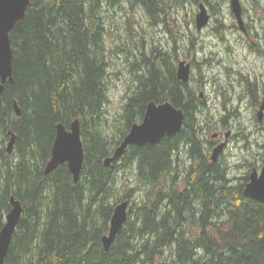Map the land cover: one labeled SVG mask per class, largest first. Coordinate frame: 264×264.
Masks as SVG:
<instances>
[{"label": "trees", "instance_id": "obj_1", "mask_svg": "<svg viewBox=\"0 0 264 264\" xmlns=\"http://www.w3.org/2000/svg\"><path fill=\"white\" fill-rule=\"evenodd\" d=\"M212 1L36 0L28 7L10 32L13 83L0 102V230L10 198L23 207L5 264H264V204L245 196L248 175L232 184L227 163L207 162L195 122L203 100L157 49L131 64L146 70L134 74L139 85L124 104V129L116 133L108 118L105 7L138 6L152 24L166 25L174 8ZM152 101L181 109L182 131L128 147L106 166ZM77 119L85 157L76 184L67 165L49 175L45 168L57 125ZM9 131L17 137L12 154ZM182 156L192 163L180 176ZM133 168L136 185L124 179L121 190L119 173ZM124 200L131 202L128 221L106 251L102 238Z\"/></svg>", "mask_w": 264, "mask_h": 264}, {"label": "rangeland", "instance_id": "obj_2", "mask_svg": "<svg viewBox=\"0 0 264 264\" xmlns=\"http://www.w3.org/2000/svg\"><path fill=\"white\" fill-rule=\"evenodd\" d=\"M212 2L215 8V11L212 12L214 15H212L210 24L202 31H197L194 23L195 16L198 13L197 5L187 4L184 8H174L171 16L172 21L169 19L166 25L160 23L152 24V21L138 6L131 9L128 4H125L124 9H116V11L110 9V12L105 7V12L107 11L105 13L107 28L105 42L110 63L108 72L110 102L107 109L110 122L116 126V133L124 129V104L139 85V79H136L135 76L136 71L140 69L146 70L145 64L141 68L135 67L134 69L131 68V64L140 53L147 54V58H149L153 50L156 51L159 48L163 51L172 50V41L175 37H177L179 44L180 60H185L189 48H193L194 52H190V59H195V62L199 64V66L196 64L195 68H192V80L189 86L198 90L199 94L205 91V95H208L211 100L210 104L216 109H222V104L225 102V97L222 96V87L224 85V81H222V36L226 35L228 28L236 24V22L231 14L228 0H213ZM225 2L227 3L226 9L223 7ZM241 3L245 11L244 20L246 25H253L257 31L254 34L263 36L264 0H241ZM127 29H129V32ZM236 36L233 33H228L226 38L233 41ZM238 38L246 40L241 35H238ZM241 46V50L246 52L244 42H242ZM139 63H141V60H139ZM199 83L202 84L198 88ZM237 96L238 94L232 96L234 101L231 104L234 106L238 104ZM207 104L209 105V102ZM203 107L204 100L200 109ZM214 114L217 117L219 116L218 112ZM252 117H254L252 111L244 110L240 119L235 121L236 126H242L240 131L243 136L250 138V140H234L226 152V157L230 161L238 158L241 163L244 162L243 158H248V162H252L251 156H256L259 160L257 169L260 172L264 158V132H259L253 122L251 125L248 124L247 121H252ZM200 119L202 122L208 121L206 116H202ZM113 130L111 129V132ZM187 163L188 158L182 156L179 165L181 173L185 172ZM240 163H231L233 170L241 173L230 177L234 182L232 184H237L239 179L245 176L249 168L248 166L236 167ZM181 173H179L180 176ZM118 178L119 183H123L124 179L126 181L128 179L127 185L130 188L136 185L134 168L126 173H119ZM124 184H119L121 190L124 189Z\"/></svg>", "mask_w": 264, "mask_h": 264}, {"label": "water", "instance_id": "obj_3", "mask_svg": "<svg viewBox=\"0 0 264 264\" xmlns=\"http://www.w3.org/2000/svg\"><path fill=\"white\" fill-rule=\"evenodd\" d=\"M36 0H0V102L5 89V84L13 83L12 69V48L10 42V32L14 27L22 22L26 15V10ZM231 9L238 21L240 29L246 32L242 18V7L240 0H230ZM210 16L204 5H200V12L196 17L197 29L201 30L209 23ZM178 79L183 83L190 80V65L181 62L178 67ZM17 116L21 115L17 104L14 105ZM184 114L182 110L176 109L171 103L157 105L150 102L141 124L131 127L130 133L126 136L122 144L116 149L114 155L105 161L106 166L120 159L125 150L130 145L143 147L146 144L156 145L166 135H177L182 127ZM10 139L7 144V153L12 154L16 144V135L9 131ZM224 148V144L217 146L212 153V160L216 161ZM84 147L81 140V128L79 120H75L67 130L63 124L56 127V138L52 147L51 158L46 165L45 175L54 172L59 166L67 164L70 173L74 177V182L78 183L83 169ZM250 182L246 185L244 194L246 197L264 204V166L260 174L257 171L249 177ZM11 211L6 216V222L0 230V264H5L9 249L20 222L23 207L14 197L10 198ZM129 201L126 200L117 204L114 208L110 222L108 235L104 236L102 243L106 251H109L117 235L122 230L128 220Z\"/></svg>", "mask_w": 264, "mask_h": 264}, {"label": "flooded vegetation", "instance_id": "obj_4", "mask_svg": "<svg viewBox=\"0 0 264 264\" xmlns=\"http://www.w3.org/2000/svg\"><path fill=\"white\" fill-rule=\"evenodd\" d=\"M256 32V27L247 25V34L244 35L239 31L236 24H233L228 28L227 34L233 33L237 35L236 38L231 41L226 38L227 34L222 36V81H224L222 96L225 97V102H223L221 110L216 109L210 104L211 100L208 95H205L204 91L200 94V98L204 100V107L201 109L196 107L195 114V122L198 124L197 136L202 150L208 154L207 158L218 144L226 141L227 145L219 159L229 161L226 152L233 141L250 140L241 133L242 126H236L235 124V121L240 119L244 110L252 111L254 114L252 121H247L248 124L251 125L253 122L259 132H264V34L263 36L254 34ZM238 35L246 40H240ZM172 42V50L163 51L159 48L157 52L161 63L164 58L168 59L178 80L177 69L178 63L181 61L179 58V44L177 41ZM242 42L245 43L246 52L241 50ZM193 50V48H189L185 58V61L191 64V69L195 68L197 64L195 59H190V52H194ZM197 65L199 66V64ZM236 94H238V104L234 106L231 104L234 101L232 96ZM207 102H209V105ZM215 112L219 113L218 117L214 114ZM202 116H206L208 121L202 122L200 119ZM251 157L252 162H248V158H244V162L237 165L241 167L248 166L251 171L257 169L259 166L258 157H253V155ZM189 163L191 164V162Z\"/></svg>", "mask_w": 264, "mask_h": 264}, {"label": "clouds", "instance_id": "obj_5", "mask_svg": "<svg viewBox=\"0 0 264 264\" xmlns=\"http://www.w3.org/2000/svg\"><path fill=\"white\" fill-rule=\"evenodd\" d=\"M223 7L226 9L227 8V3L225 2V4L223 5ZM230 163H240V160L237 158V159H234V160H232V161H230ZM241 173H239V172H237V171H230V172H228L227 173V175L229 176V177H231V176H234V175H240Z\"/></svg>", "mask_w": 264, "mask_h": 264}]
</instances>
